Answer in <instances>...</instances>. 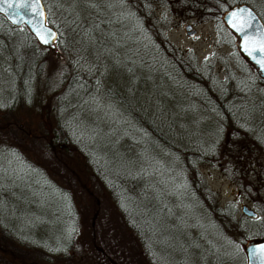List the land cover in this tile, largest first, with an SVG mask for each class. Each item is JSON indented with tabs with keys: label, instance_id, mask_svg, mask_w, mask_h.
I'll use <instances>...</instances> for the list:
<instances>
[{
	"label": "trees",
	"instance_id": "trees-1",
	"mask_svg": "<svg viewBox=\"0 0 264 264\" xmlns=\"http://www.w3.org/2000/svg\"><path fill=\"white\" fill-rule=\"evenodd\" d=\"M50 1L65 24L51 50L0 14V264H244L264 238V78L234 44L218 79L154 6L223 27L229 5L264 0ZM202 164L260 217L220 203Z\"/></svg>",
	"mask_w": 264,
	"mask_h": 264
},
{
	"label": "rangeland",
	"instance_id": "rangeland-1",
	"mask_svg": "<svg viewBox=\"0 0 264 264\" xmlns=\"http://www.w3.org/2000/svg\"><path fill=\"white\" fill-rule=\"evenodd\" d=\"M42 2L46 9L45 13L48 15V19L46 18L47 22L53 26H57L58 29L63 30L62 27L65 24L55 9L56 7L53 6V1L42 0ZM61 3H63L64 8L67 7V3L73 5L72 0H62ZM49 5L51 8L47 10ZM250 6L257 12L259 17L262 18L259 13L260 10L262 12L264 11L263 7H260L259 5V10L252 5ZM170 7V3H155L154 6L155 15L161 18L163 17V20L165 21V34L166 39L169 42L179 49L188 51L189 54L195 58L197 65L203 62V60L208 61L210 63L209 68L211 72H213L218 79L223 78L224 68L238 65V61H240L238 59V55L233 53L234 46L236 45L238 38L233 31L226 27L225 24L222 27L220 23L215 21V19L202 18L190 13L181 15L175 13L174 10L172 11ZM71 9H73V7L69 6V11ZM185 24H189L190 28L194 29L192 34L186 33L184 29ZM4 55L5 54L1 55V60L4 58ZM7 79H10V75L7 73L6 69L3 68L2 61V63H0V90H5L7 88ZM46 79L48 85L52 84V77L48 76ZM26 155L27 157L32 158L30 151L26 153ZM199 171L202 173L209 187L216 193L220 203L231 201L236 216L243 215L240 207L242 204H245L256 212L255 218L260 217L261 207L259 204L261 206L264 204V199H262L264 196V172L262 175L263 186L257 193V196L259 197L258 204V202L251 199L252 197L249 196L247 198L239 189L237 184L230 180L215 166L211 164H202L199 165ZM45 224V221L41 224L36 223L37 226H45ZM239 250L240 249L238 247L233 246L235 261H239L240 259Z\"/></svg>",
	"mask_w": 264,
	"mask_h": 264
},
{
	"label": "water",
	"instance_id": "water-1",
	"mask_svg": "<svg viewBox=\"0 0 264 264\" xmlns=\"http://www.w3.org/2000/svg\"><path fill=\"white\" fill-rule=\"evenodd\" d=\"M9 4L13 6L8 7ZM19 5L24 6L20 7ZM33 7L35 8V11L32 10ZM239 9H246L250 11L251 16L254 18L252 20L254 27L250 30V40L245 47L250 50L259 48L261 44H264V23L257 12L249 4L245 2H238L229 5L221 12V19L226 27L236 34L238 38L236 45L239 52L253 64L259 76L264 78V71L260 70L259 66L255 63L252 57H250L241 47L245 33L236 32L227 23L228 15L233 11H238ZM0 14L3 15L12 25L24 24L40 45L47 46L49 49L53 48L57 33L55 28L46 20L45 8L41 0H6V2L5 0H0ZM245 18H247L246 15ZM184 29L187 34H192L194 32V29L190 28L189 24H185ZM49 31L54 34V37L48 35ZM40 35L50 39L51 43L45 44L42 42ZM257 59H264V57L257 53ZM240 208L246 215H256V212L245 204H242ZM260 244H264V238L246 239L242 245L245 255L244 264H262L261 257L264 256V254L257 253L256 256L253 257L248 251V249L258 248Z\"/></svg>",
	"mask_w": 264,
	"mask_h": 264
},
{
	"label": "snow or ice",
	"instance_id": "snow-or-ice-1",
	"mask_svg": "<svg viewBox=\"0 0 264 264\" xmlns=\"http://www.w3.org/2000/svg\"><path fill=\"white\" fill-rule=\"evenodd\" d=\"M6 2V0H5ZM88 3L89 7L96 8L99 10V5L96 3V0H86ZM119 2L123 3V0H119ZM13 5L9 4L8 7H12ZM20 7H23L24 5H19ZM112 4L109 3L108 7H111ZM33 11H35V8H32ZM245 15L247 18H245ZM254 18L251 16L250 11L246 9H239L238 11H233L228 15L227 23L236 31L239 33H245L243 37V43L241 47L247 54L252 57V59L255 61V63L259 66L261 71H264V59H257V53L264 57V44H261L259 48L257 49H249L245 47V45L249 42L250 40V30L253 29V23L252 20ZM110 23V21H109ZM96 27H99L97 24ZM49 36H53L54 34L49 31L48 33ZM40 39L42 42L45 44H50L51 40L48 38H45V36L40 35ZM118 62V61H117ZM248 251L252 254L253 257L256 256L257 253H262L264 254V244H260L258 248L254 249H248ZM262 264H264V256L261 257Z\"/></svg>",
	"mask_w": 264,
	"mask_h": 264
}]
</instances>
